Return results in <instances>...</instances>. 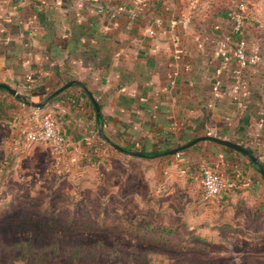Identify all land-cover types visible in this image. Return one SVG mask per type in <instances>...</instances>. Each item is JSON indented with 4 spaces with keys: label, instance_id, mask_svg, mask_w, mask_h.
I'll use <instances>...</instances> for the list:
<instances>
[{
    "label": "crops",
    "instance_id": "0c3cea01",
    "mask_svg": "<svg viewBox=\"0 0 264 264\" xmlns=\"http://www.w3.org/2000/svg\"><path fill=\"white\" fill-rule=\"evenodd\" d=\"M129 1L0 0V83L21 94L0 89V121L13 143L52 114L67 138L65 159L98 151L143 160L129 152L209 135L264 154V28L246 21L248 50L260 51L258 63L243 70L246 89L233 87L236 60L219 54L232 28L228 11L240 0H148L136 19L95 10ZM157 158H175L188 172L199 161L217 169L235 184L212 196L218 206L264 190V176L246 154L212 139Z\"/></svg>",
    "mask_w": 264,
    "mask_h": 264
},
{
    "label": "rangeland",
    "instance_id": "374dc122",
    "mask_svg": "<svg viewBox=\"0 0 264 264\" xmlns=\"http://www.w3.org/2000/svg\"><path fill=\"white\" fill-rule=\"evenodd\" d=\"M242 1L264 28V0ZM27 131L15 145L0 121V264H264V190L218 206L200 161L188 172L175 158L122 160L103 149L65 159ZM123 223L160 227L179 244Z\"/></svg>",
    "mask_w": 264,
    "mask_h": 264
},
{
    "label": "built area",
    "instance_id": "2783aa9c",
    "mask_svg": "<svg viewBox=\"0 0 264 264\" xmlns=\"http://www.w3.org/2000/svg\"><path fill=\"white\" fill-rule=\"evenodd\" d=\"M208 0H193L194 3ZM148 0H130L129 3L118 4L115 7L98 6L95 10L98 13L109 14L111 18H116L119 14H127L129 18L136 19L142 11ZM248 7L244 1L240 0L235 7L228 11V17L231 19L232 28L219 45V54L226 60L235 59L238 68L234 73V89H246L247 85L243 80V70L250 65H256L260 59V51H249L246 33V13ZM157 24H162L157 21ZM154 33V29L150 30ZM236 45H232L234 39ZM223 81L216 77L213 82V90L219 92L222 88ZM29 142H38L50 145L56 152H60L67 144V138L61 131L56 118L52 114H46L40 122L30 128L26 133ZM264 157V156H263ZM201 183L205 189L206 195L218 196L224 191L231 190L235 187L233 182H227L222 174L211 166H204L201 172Z\"/></svg>",
    "mask_w": 264,
    "mask_h": 264
},
{
    "label": "trees",
    "instance_id": "16d2710c",
    "mask_svg": "<svg viewBox=\"0 0 264 264\" xmlns=\"http://www.w3.org/2000/svg\"><path fill=\"white\" fill-rule=\"evenodd\" d=\"M247 16H248V13H246L245 21H247ZM231 25H232V23H231ZM48 29H51V28L48 27ZM72 80L73 79L69 80L68 82H71ZM175 148L167 147V148H163V149H160V150H157V151H151V150H147L145 148H142V149H135L136 152H134V153H132L131 151L129 153H131V154L138 153V155L140 157H143V159H145V158L154 159V158H157V157H164L165 155L169 156L170 155L169 151L172 150V149H175ZM248 149L250 151H252L253 153L255 152V150L253 148H251V147H248ZM123 150L126 151L125 149H123ZM263 156H264V154H259V157L264 158ZM260 161L264 165V159H261ZM250 162L254 165V163L251 160H250ZM256 168H257V166H256ZM210 197H212V196H210ZM121 226L131 230V232H132V228L134 227V230H135L134 232L136 234L141 235V236H143L144 238H147V239L148 238H153L154 241L159 242V243H163V244L176 243V244H179L178 243V239L176 237L174 239V237L171 235L170 232L167 235H165L160 227L159 228L149 227L150 229H148L145 232L143 231V233H141V231L139 230V227H137V226H134V225L131 226V224H126V223H123V225H121Z\"/></svg>",
    "mask_w": 264,
    "mask_h": 264
},
{
    "label": "water",
    "instance_id": "95a60500",
    "mask_svg": "<svg viewBox=\"0 0 264 264\" xmlns=\"http://www.w3.org/2000/svg\"><path fill=\"white\" fill-rule=\"evenodd\" d=\"M73 84V82H70L68 84H66L65 86L61 87L60 89H58L57 91H55L52 96L62 92L65 88L71 86ZM0 88H4V89H7L8 91H10L12 94H14L15 96L17 97H21V94L15 89V88H12L10 85L6 84V83H0ZM92 101L94 102L95 106H96V109H97V113L98 115H100V104L97 102V100L92 96ZM204 139H212V140H215V141H218L222 144H225V145H228V146H231L233 148H235L236 150L246 154L258 167H259V170L261 172V174L264 176V165L262 164V162L260 161L259 157L256 156L252 151H250L248 148L238 144V143H235L231 140H227V139H221V138H218V137H215V136H202V137H197L195 139H193L192 141L180 146V147H177L175 149H172L169 151L170 154H177L187 148H189L190 146L194 145L195 143H197L198 141L200 140H204Z\"/></svg>",
    "mask_w": 264,
    "mask_h": 264
}]
</instances>
